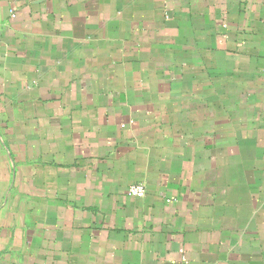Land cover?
Returning <instances> with one entry per match:
<instances>
[{"label":"crops","instance_id":"obj_1","mask_svg":"<svg viewBox=\"0 0 264 264\" xmlns=\"http://www.w3.org/2000/svg\"><path fill=\"white\" fill-rule=\"evenodd\" d=\"M0 264H264V0H0Z\"/></svg>","mask_w":264,"mask_h":264},{"label":"built area","instance_id":"obj_2","mask_svg":"<svg viewBox=\"0 0 264 264\" xmlns=\"http://www.w3.org/2000/svg\"><path fill=\"white\" fill-rule=\"evenodd\" d=\"M127 194L135 198H142L146 194V187L144 184H133L128 187Z\"/></svg>","mask_w":264,"mask_h":264}]
</instances>
